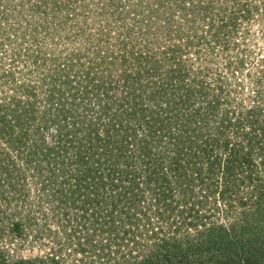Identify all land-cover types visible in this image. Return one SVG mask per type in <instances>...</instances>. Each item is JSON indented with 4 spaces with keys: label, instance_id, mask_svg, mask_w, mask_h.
<instances>
[{
    "label": "trees",
    "instance_id": "16d2710c",
    "mask_svg": "<svg viewBox=\"0 0 264 264\" xmlns=\"http://www.w3.org/2000/svg\"><path fill=\"white\" fill-rule=\"evenodd\" d=\"M183 1L0 0V264H264V0Z\"/></svg>",
    "mask_w": 264,
    "mask_h": 264
},
{
    "label": "rangeland",
    "instance_id": "374dc122",
    "mask_svg": "<svg viewBox=\"0 0 264 264\" xmlns=\"http://www.w3.org/2000/svg\"><path fill=\"white\" fill-rule=\"evenodd\" d=\"M146 1L152 2L154 0H146ZM206 1H208V0H206ZM219 1L223 3L222 0H219ZM138 2H139V0H138ZM171 4H172V2L169 3L167 1H164V5L167 6V7H169V5H171ZM177 4L179 6H182V7L185 5V3H184L183 0H173V8ZM216 5H217V7H219V3H216ZM94 6H96V5H94ZM117 9L120 10L119 9V4L117 5V7H115V10H117ZM79 10H81L85 16H88V14H90L88 12L83 11L82 8L79 9ZM197 12L198 11L196 10V13ZM179 14H181V13L180 12H177V15H179ZM192 14H193L192 11H190L189 14H188V17L191 16ZM261 15H262V13H261ZM94 16H93V18H94ZM155 17H156V19H158V21L160 23H162L164 25H168L169 24L168 19H166V17H159V18L157 16H155ZM139 18H140V15H139ZM176 18L177 17H174L175 24H176ZM92 19L90 18L91 23L94 22ZM200 19H201L200 22H196V25H198V28H200V30H202V28L203 29L204 28L207 29L208 21L203 20V18H200ZM259 20H260L259 18L252 19L248 24H246V19H245L244 22H241V26L244 27L246 29V31H247V29H249V31L251 33V38L253 39V41H252L253 42V45L251 46V48H253V49L257 50V51H258V49H256V47L258 48V46H261V47L264 46V37L262 36V30H263V27H264V20H261V21H259ZM155 26H156V24H155ZM6 42H9V41L6 40ZM61 43H63V42L61 41ZM80 43H81V41H75L74 40L73 43L71 42L70 44L68 42H66V44H64V47H68L70 49V47H78ZM249 43H250V41H249ZM18 44H19V46L18 45H15L16 47L15 48H12L11 51L14 52L16 49H19V48L22 49L23 52L26 51V53H24L25 55H23L24 58H21V56L19 58L18 57H14L15 55L13 53H9L8 54L6 52V50H5L2 54H0V56H5V58H6V59H3L4 61H6V64H4V66L5 67L6 66H9L8 68H11V69H17V70H18V68L20 70L22 69L23 73H22V71H20L21 73H17V78L18 77L19 78H22L21 75L24 74L23 79L25 78V79L32 80V81L37 79L38 80V88H41L40 90H42V92H46L48 83H46L43 87H42V85L46 82V81L44 82V80L47 79V75H49V72H48L49 71V68L51 66L54 68V66L57 64V61L54 64V61L51 60V61H49V63H46L45 65H42V62L43 61H41V59L39 60V62L35 61V59L33 57V56H35V54H32V51H34L35 47L37 46L36 43H34L32 40H28V39H24V38H19ZM62 47L63 46L61 44V46H59V49H62ZM6 48L7 49H10L11 48L10 44L7 45ZM69 49L67 51L65 49L63 50L64 52L62 53V59H61L62 62H64L65 59H66V57L68 56V53L70 52ZM29 53H31V54H29ZM84 53H86V55L80 53L81 54V57H83V59L86 61V63H88L89 60H90V58L87 56V51L86 50H84ZM261 55L259 57H261ZM12 57L15 58V61H14L15 63L11 62ZM55 58H56V56H55ZM33 59H34V62H33ZM3 60L0 62V64H2ZM247 61L249 62V64H248L247 67H251V68L253 66L259 67L258 63H260V61H259L258 57L256 59H253V58H250L249 57L247 59ZM28 63H30L29 66H27ZM43 95H44V93L41 94V96H43ZM239 96H240V94H239ZM249 204H250V202L247 203V201H246V208L249 207ZM241 206H238V207H236L234 209V214L229 213L230 216H227V212H226L227 211V206H223L224 208L222 210H220V212H217L215 215H213V217L211 218V221H215L216 223H221L222 222L224 224H227V225L231 226V224L235 220H238V219H240L242 217V215H241V212H242ZM17 217H20V215H17ZM119 222H121V221H119ZM28 225H29L28 223L25 225L26 231H28L29 228H30ZM121 229L119 230L120 231L119 232L120 239L122 238L121 236H123V234H124V232ZM89 231H92V230H90V229L87 230V232H89ZM85 236H86V233H85ZM31 238H32V236L30 235L29 239H31ZM47 238H49V237H47ZM140 238H143V236H140ZM73 241H74V238H73ZM148 241L151 243L152 242V239H148ZM39 243H40V241H39ZM125 243H127V240H124L123 245H125ZM9 247L10 248L8 250H10V252L12 254H19V253H25L26 254V253H31L30 251L33 250L32 249V246H28V244H25L24 246L21 247V246H18V244L15 243V244H11ZM49 247H50V245H49ZM34 248L35 249H38V251L41 249V247L39 245H37ZM119 248H120L121 251H127L129 249L126 245L125 246H122V247H119ZM44 249L47 250L46 247H44ZM66 250H68V249H66ZM246 250H247V248H246ZM248 251H249V249H248ZM136 252H139L140 253V249L139 248H135L134 253H136ZM139 257H142V254H140Z\"/></svg>",
    "mask_w": 264,
    "mask_h": 264
}]
</instances>
